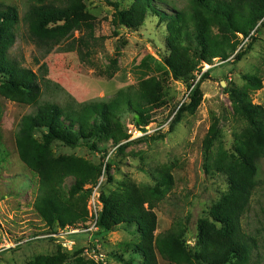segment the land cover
Wrapping results in <instances>:
<instances>
[{
	"label": "trees",
	"instance_id": "trees-1",
	"mask_svg": "<svg viewBox=\"0 0 264 264\" xmlns=\"http://www.w3.org/2000/svg\"><path fill=\"white\" fill-rule=\"evenodd\" d=\"M123 1H133L130 10L120 11L119 2L108 3L117 10L126 27L138 29L150 13L161 22H168L170 55L164 62L174 79L186 83L190 92L189 101L179 109L170 130L180 122L184 112L198 105L201 83L211 77L214 68L203 73L196 82L199 66L216 59L235 65L246 54L240 36L247 38L251 32L257 33L264 27V0H189L184 8L176 6L172 15L164 14L157 7L165 0ZM24 9L21 18L17 6L0 4V81L5 82L1 95L33 108L17 127V153L23 165L39 176V196L34 209L46 225L53 232L68 226L86 227L90 216L87 205L93 190L85 187L93 183L102 170H91L81 159L55 157L50 143L57 141L72 148L85 146L92 152L102 153L105 160L108 153L100 152L98 144L111 143L120 153L148 138L130 141L131 135L123 119L130 115L131 125L145 132L154 122L155 115L167 107L166 94L156 78H150L118 91L108 100L78 104L70 96L56 95L46 99L47 94L57 91L48 83L46 66L43 65L41 75H37L11 57L20 23L27 26L29 39L43 46L64 44L79 33L76 40L78 56L83 63L91 64L100 44L96 36L97 19L87 11L85 0H26ZM116 66L117 62L113 61L105 74L113 78L118 71ZM244 78L247 85L243 89L228 91L237 102L247 126L234 136L235 144L231 149H225L221 144L223 135L218 121H214L203 142L207 172L225 175L228 191L211 208L210 219L199 223L195 248L186 244L185 231L178 224L170 231L156 235L158 217L154 210L164 198L163 191L157 194L149 187L126 181L108 195L101 196L103 207L96 234L105 235L121 225L135 227L139 241L132 247L143 257L144 264H159V257L171 264L262 263L255 254L259 247L257 236L244 230L243 219L262 183L264 107L253 104L251 94L261 90L263 82L256 76ZM37 133H41L45 143L36 139ZM217 146L218 154L214 160L213 151ZM112 163L108 161L106 165L108 177ZM71 175L77 180L67 198L62 183ZM157 176L163 188L172 187L173 177L168 169H162ZM73 239L77 240L74 236ZM28 264L66 263L65 256L61 255L40 256Z\"/></svg>",
	"mask_w": 264,
	"mask_h": 264
},
{
	"label": "rangeland",
	"instance_id": "rangeland-1",
	"mask_svg": "<svg viewBox=\"0 0 264 264\" xmlns=\"http://www.w3.org/2000/svg\"><path fill=\"white\" fill-rule=\"evenodd\" d=\"M26 0H0V4L14 5L25 13ZM108 2H119L120 11H128L133 1L85 0L87 11L96 17V36L100 39L91 64L83 63L77 53L76 40L79 33L64 44L43 46L29 39L27 26L21 22L17 29V40L11 50V57L23 67L41 75L43 65L48 70L47 80L57 91L47 94L69 96L78 104L94 100H108L118 91L136 85L142 80L156 78L167 98V107L155 115L154 122L145 132L131 125L132 117L125 115L123 122L131 135L130 141L148 136L118 153L113 144L101 143L100 152H92L85 146L72 148L53 141L50 148L55 157H73L86 161L91 170H102L93 183L85 189H98L100 200L116 190L122 182H133L140 187H149L157 194L164 192L163 200L155 208L158 217L156 235L170 231L176 224L185 231L186 244L195 248L199 223L210 219L209 212L228 191L227 177L223 174L207 172L203 159V142L214 121L222 130L221 144L231 149L234 136L241 133L247 121L241 117L237 102L228 90H241L247 85L245 76H256L263 82V88L251 94L253 104L264 107V27L257 33L251 32L247 38L240 36L246 54L235 65L224 64L219 59L212 63H202L195 74L199 82L206 66H215L211 77L201 83L198 105L184 112L179 123L170 130L181 106L188 102L190 94L183 81H177L168 70L165 59L170 52L167 47L168 22H161L154 14H149L138 29L121 23L118 12ZM189 0H165L157 5L166 15L175 13L176 6L184 8ZM240 46V48H242ZM117 62V72L113 78L105 74L112 62ZM112 71L115 67H111ZM208 71V70H207ZM201 72V74H200ZM227 78V79H226ZM2 80V79H1ZM192 83V82H191ZM226 86H223V84ZM5 82L0 81V233L18 234L30 229H41L44 234L53 233L36 213L34 206L39 196V176L27 169L17 153L16 131L21 119L33 108L12 102L1 95ZM36 139L45 143L41 133ZM218 146L213 151V159L218 154ZM113 161L109 177L107 163ZM261 186L258 188L243 228L250 235L257 236L256 257L264 264V161L260 164ZM162 169H168L173 177V185L165 189L157 178ZM109 178V179H108ZM77 177L67 176L62 183L67 198ZM165 190V191H164ZM90 200V199H89ZM89 207V201L88 205ZM87 207V208H88ZM83 230V227L76 226ZM79 231V230H78ZM55 234V233H53ZM80 234V233H79ZM75 245L64 246L63 240L44 239L18 247L0 258V264H28L40 256H65L66 264H103L98 260L105 256L106 264H144L143 257L132 247L139 241L135 227L121 225L105 235L88 240L87 234L74 236ZM79 240V241H78ZM159 264H171L162 257Z\"/></svg>",
	"mask_w": 264,
	"mask_h": 264
},
{
	"label": "built area",
	"instance_id": "built-area-1",
	"mask_svg": "<svg viewBox=\"0 0 264 264\" xmlns=\"http://www.w3.org/2000/svg\"><path fill=\"white\" fill-rule=\"evenodd\" d=\"M215 66H206L205 69H203V73L207 72V70L214 68ZM202 73V74H203ZM102 201L100 200V195L98 189L96 191L93 190L92 195L89 200V220L86 223V227H83L84 229L81 230L80 228H77L76 226H68L64 229H58L57 231H52L51 234H44L41 229L32 228L29 232L22 233L19 237V233L12 234V233H0V258L3 254L12 251L13 249H16L18 247H22L25 245H28L29 243L35 242V241H41L44 239H60L63 240L64 246L69 245H75V240L73 239V236L75 235H81L83 233L87 234L88 240L99 231V228L97 226L98 222V216L99 213L102 211ZM81 227V226H80ZM79 230V231H78ZM80 233V234H79ZM100 260L103 264H106V258L104 255H100L97 258Z\"/></svg>",
	"mask_w": 264,
	"mask_h": 264
},
{
	"label": "water",
	"instance_id": "water-1",
	"mask_svg": "<svg viewBox=\"0 0 264 264\" xmlns=\"http://www.w3.org/2000/svg\"><path fill=\"white\" fill-rule=\"evenodd\" d=\"M223 84V86H226V84H224V83H222Z\"/></svg>",
	"mask_w": 264,
	"mask_h": 264
}]
</instances>
